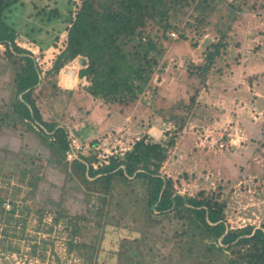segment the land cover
Masks as SVG:
<instances>
[{
	"label": "rangeland",
	"instance_id": "obj_1",
	"mask_svg": "<svg viewBox=\"0 0 264 264\" xmlns=\"http://www.w3.org/2000/svg\"><path fill=\"white\" fill-rule=\"evenodd\" d=\"M82 1L19 0L13 4L9 20L15 29L14 42L41 56L52 53L50 60H54L66 40L67 6L76 10ZM237 2H241L239 8ZM213 8L198 31L189 28L187 37L182 39L178 37L180 29L175 30L164 40L161 66L155 68L148 88L134 102L109 103L91 96L85 89L89 82L78 75L85 66V58L80 56L59 70L56 89L50 84L43 88L42 82L36 89V102L44 120L65 126L68 137L73 134L85 144L86 149L80 152L86 155L90 150L96 151L100 162H107L112 152H124L143 135L157 141L172 136L169 160L161 171L175 180L178 191L193 195L205 189L219 194L226 203V222L230 227H259L264 224V0H222ZM52 9H57L58 14H52ZM190 13L191 10L187 16ZM187 20L192 21V17ZM183 26L181 22L180 28ZM223 29L228 48L215 66L220 71L214 69L202 82L190 75L194 74L192 64L202 61L207 46L219 38ZM6 52L2 45L0 111L10 99L12 88L14 60ZM66 68L76 74L71 87L63 84ZM194 95L196 103L189 108ZM170 112L186 115L181 130L167 118ZM50 152L21 125L12 130L0 127V195L7 193L16 200L19 210L14 215L25 219L17 227L0 221V242L6 235L0 246V264H83L74 249L68 250L66 242L73 237V222L64 224L65 213L88 217L91 223L102 214L106 224L97 235L99 252L91 264H125V258L118 255L127 254L129 247L140 248L143 257L137 264H174L175 254L179 253L170 238L174 219L135 226L137 216L130 214L131 210L115 213L105 206L89 215L84 186L69 165L47 162L45 157ZM69 153L68 162L76 155L70 157ZM19 168L30 170L26 178ZM35 175L39 177L37 189L26 180ZM8 199L5 209L10 208ZM22 204L30 210L25 211ZM57 204L65 211L59 219H55ZM112 213L113 222L107 218ZM117 220L120 227L116 226ZM144 223L148 234L138 229ZM97 230L83 229L78 239L84 238L90 244V233L95 236ZM151 256L156 261L150 260ZM163 256L166 259H161Z\"/></svg>",
	"mask_w": 264,
	"mask_h": 264
},
{
	"label": "trees",
	"instance_id": "obj_2",
	"mask_svg": "<svg viewBox=\"0 0 264 264\" xmlns=\"http://www.w3.org/2000/svg\"><path fill=\"white\" fill-rule=\"evenodd\" d=\"M18 1L0 0V43L6 46L8 58L14 60H11L14 66L10 99L0 111V127L12 130L21 125L50 149L45 157L47 162L69 165L85 188L89 215L105 206L111 207L115 213L122 209L131 210L130 214L137 216L135 226L143 222L154 225L163 219H174V231L170 238L179 251L175 254L174 264H264V224L259 227L252 224L230 227L226 222V203L219 199V194L205 189L193 195L181 194L175 187V180L162 173L164 162L169 160L168 150L174 144L172 136L157 141L143 135L124 152H112L107 156V162H100L96 151L91 148L86 155L76 152L73 160L68 162L67 153L71 151V146L67 128L44 120L35 97L36 89L42 82L43 88L50 84L56 89L59 70L80 56L85 58V66L78 75L89 82L85 89L91 96L109 103L134 102L148 88L155 68L161 66L159 61L165 50L163 43L170 38V33L180 29L178 37L185 39L189 28L198 31L214 9V3L222 0H83L76 10L67 6L64 48L55 55L51 66L43 71L32 54L14 42L15 29L9 20L13 4ZM237 3L239 8L241 2ZM189 10L191 13L187 16ZM50 12L58 14L57 9ZM185 16L192 17V21ZM181 22L184 26L180 28ZM226 37L224 29L219 31V38L207 46L202 61L192 64L194 74L190 75L205 82V76L218 69L215 66L228 48V43L224 41ZM50 77L53 79L49 80ZM194 99L195 95L187 104L189 108L196 103ZM179 104L185 106L183 102ZM185 117L184 114L170 112L167 118L178 125L179 131ZM94 144L92 142L91 147ZM94 163L98 165L94 167ZM28 170L19 168L25 178ZM38 178L35 175L26 180L37 189ZM5 195H0V221L17 227L25 219L14 215L19 210V204L7 193ZM7 198L9 209L4 206ZM22 207L25 211L30 210L24 204ZM57 207L55 219L65 213L58 204ZM64 216L66 226L73 222V237L66 242L68 250L74 249L83 264L95 263L99 252L97 235L106 224L102 214L93 223L82 215L65 213ZM107 218L113 222L115 214ZM115 223L121 226L118 220ZM146 226L144 223L138 229L148 234L149 229L144 230ZM4 228L6 230V226ZM83 229H98L95 236L90 233L92 243L88 244L84 238L78 239ZM5 238L6 235L1 242ZM1 242L0 246L3 245ZM139 249L129 247L127 254L119 253L118 257H124L125 264H137L143 257ZM93 257L95 260H92ZM156 259L154 256L150 258L153 261Z\"/></svg>",
	"mask_w": 264,
	"mask_h": 264
},
{
	"label": "built area",
	"instance_id": "obj_3",
	"mask_svg": "<svg viewBox=\"0 0 264 264\" xmlns=\"http://www.w3.org/2000/svg\"><path fill=\"white\" fill-rule=\"evenodd\" d=\"M174 34V33H172ZM3 44L0 43V47L2 46ZM28 49L29 51L31 49L29 48H26ZM30 53L32 54L35 62L40 66V65H43V70H46L47 68H49L51 66V60L50 58L54 55L52 53H48L47 55H39V54H35L34 51H30ZM41 67V66H40ZM42 70V71H43ZM69 141H70V146H71V153L68 154V156H72L74 153L76 152H80L82 150H84L86 147H85V144L82 143L78 138H76L75 136H73V134H70L69 135Z\"/></svg>",
	"mask_w": 264,
	"mask_h": 264
},
{
	"label": "bare ground",
	"instance_id": "obj_4",
	"mask_svg": "<svg viewBox=\"0 0 264 264\" xmlns=\"http://www.w3.org/2000/svg\"><path fill=\"white\" fill-rule=\"evenodd\" d=\"M62 77H63L62 78L63 79V84L65 86H71L76 81V74H75V72L73 70H68V69L67 70H64V73H63Z\"/></svg>",
	"mask_w": 264,
	"mask_h": 264
},
{
	"label": "crops",
	"instance_id": "obj_5",
	"mask_svg": "<svg viewBox=\"0 0 264 264\" xmlns=\"http://www.w3.org/2000/svg\"><path fill=\"white\" fill-rule=\"evenodd\" d=\"M77 61L82 62V59H81V58H78ZM76 79H77V78H76ZM74 84H75V83H74ZM74 84H73V85H74ZM73 85H72V86H73ZM67 87H71V86H67Z\"/></svg>",
	"mask_w": 264,
	"mask_h": 264
}]
</instances>
